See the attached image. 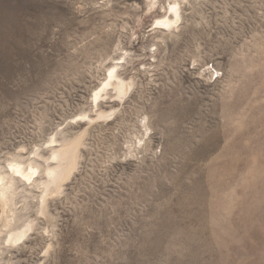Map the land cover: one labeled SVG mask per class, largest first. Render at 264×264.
<instances>
[{
  "label": "rangeland",
  "instance_id": "obj_1",
  "mask_svg": "<svg viewBox=\"0 0 264 264\" xmlns=\"http://www.w3.org/2000/svg\"><path fill=\"white\" fill-rule=\"evenodd\" d=\"M0 174V264H264V0H0Z\"/></svg>",
  "mask_w": 264,
  "mask_h": 264
},
{
  "label": "bare ground",
  "instance_id": "obj_2",
  "mask_svg": "<svg viewBox=\"0 0 264 264\" xmlns=\"http://www.w3.org/2000/svg\"><path fill=\"white\" fill-rule=\"evenodd\" d=\"M172 11L175 14L176 18H178L179 16L178 4L172 6ZM164 24L169 25L171 24V21L166 20L164 21ZM112 77L117 78V74L115 73L114 70L112 71ZM110 84L111 82L106 83L105 88L103 90H105L106 87ZM115 84H116L115 88L118 90L119 94L125 93L127 88L130 87V83L124 82L123 80H120ZM100 93L101 92L97 93L95 97L96 98L100 97L101 96ZM76 150H77V145L75 144L74 146H70L69 148L62 149L57 153L56 156L57 165L54 167L48 166V168H46L47 171L46 173L48 176V184L46 185L47 189H49L51 185H54L55 188L60 187V182L64 180L75 168ZM53 154L56 155L55 153ZM29 168L30 171H28V168L24 167L19 161H16L15 163L11 164L12 172L21 175L23 177H31L38 170V168L34 164H30ZM13 181H14L13 178L8 179L6 175L0 174V223L2 220H4L3 216L7 212V208L9 207V204L11 202L10 193L12 192ZM5 225L8 227L11 226V222L8 221L7 223H5ZM27 231H29V228L25 227V229L22 231L12 233L9 238V241H18L22 239L26 235Z\"/></svg>",
  "mask_w": 264,
  "mask_h": 264
}]
</instances>
